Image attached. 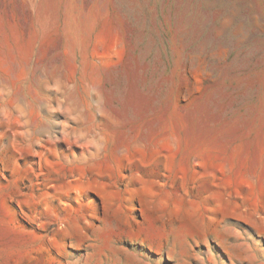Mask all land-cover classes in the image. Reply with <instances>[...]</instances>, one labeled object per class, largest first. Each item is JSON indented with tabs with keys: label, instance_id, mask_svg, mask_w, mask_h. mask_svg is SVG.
<instances>
[{
	"label": "rangeland",
	"instance_id": "1",
	"mask_svg": "<svg viewBox=\"0 0 264 264\" xmlns=\"http://www.w3.org/2000/svg\"><path fill=\"white\" fill-rule=\"evenodd\" d=\"M0 264H264V0H0Z\"/></svg>",
	"mask_w": 264,
	"mask_h": 264
}]
</instances>
